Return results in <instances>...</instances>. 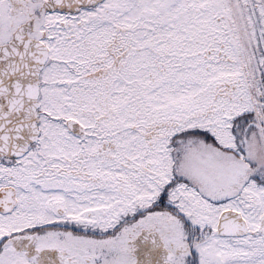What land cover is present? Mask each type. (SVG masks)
<instances>
[{"label":"snow or ice","instance_id":"6c2138e0","mask_svg":"<svg viewBox=\"0 0 264 264\" xmlns=\"http://www.w3.org/2000/svg\"><path fill=\"white\" fill-rule=\"evenodd\" d=\"M0 264H264V0H0Z\"/></svg>","mask_w":264,"mask_h":264}]
</instances>
